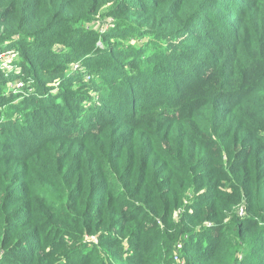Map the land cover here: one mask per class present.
I'll return each instance as SVG.
<instances>
[{"label": "trees", "instance_id": "1", "mask_svg": "<svg viewBox=\"0 0 264 264\" xmlns=\"http://www.w3.org/2000/svg\"><path fill=\"white\" fill-rule=\"evenodd\" d=\"M6 49L0 264H264V0H0Z\"/></svg>", "mask_w": 264, "mask_h": 264}, {"label": "rangeland", "instance_id": "2", "mask_svg": "<svg viewBox=\"0 0 264 264\" xmlns=\"http://www.w3.org/2000/svg\"><path fill=\"white\" fill-rule=\"evenodd\" d=\"M116 26L117 25L113 21V19L110 18L109 16L105 15L104 13L101 16L94 19L93 21H91V23L85 24V28L93 27L96 31L101 33V39L99 40V43H98V46H100V47L105 45L108 42H111L114 40H117V41L119 40V39L113 38V35L119 32V31H117ZM104 35H107V36H104ZM130 42L142 44L143 40L135 41L132 39V40H130ZM0 54L4 55V57L0 60V70L7 71V66L9 65V61L18 57L19 51L16 49H14V50L6 49L5 51H1ZM9 84L7 83V87H9ZM13 93H17V91L13 90ZM241 208L242 207H238V212L236 211L237 214L240 216L243 215L239 211V209H241ZM177 215H178V213L177 214L175 213L176 219L178 218Z\"/></svg>", "mask_w": 264, "mask_h": 264}, {"label": "built area", "instance_id": "3", "mask_svg": "<svg viewBox=\"0 0 264 264\" xmlns=\"http://www.w3.org/2000/svg\"><path fill=\"white\" fill-rule=\"evenodd\" d=\"M1 52V51H0ZM4 57L3 54H0V60ZM11 61V60H10ZM10 61H9V64H10ZM74 67H77L78 64H74L73 65ZM9 67V65L7 66V68ZM8 70V69H7ZM58 82H55V85H57ZM9 87H11L12 89H14L15 91H20L24 88V82L19 79V80H16V81H13L9 84ZM240 213L243 214V209H239ZM179 213V211L176 212V214ZM181 249V244H177V250ZM174 260L176 261V263L178 264H183V261L179 258V256L177 255V253L174 254Z\"/></svg>", "mask_w": 264, "mask_h": 264}]
</instances>
